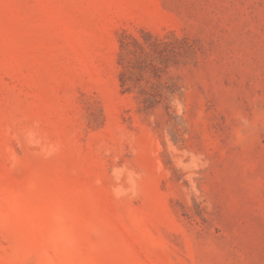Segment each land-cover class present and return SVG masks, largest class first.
<instances>
[{
	"label": "rangeland",
	"instance_id": "obj_1",
	"mask_svg": "<svg viewBox=\"0 0 264 264\" xmlns=\"http://www.w3.org/2000/svg\"><path fill=\"white\" fill-rule=\"evenodd\" d=\"M0 264H264V0H0Z\"/></svg>",
	"mask_w": 264,
	"mask_h": 264
}]
</instances>
